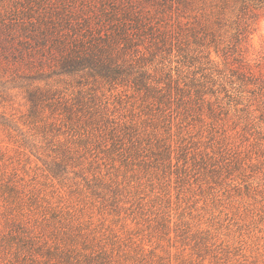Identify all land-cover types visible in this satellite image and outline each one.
<instances>
[{"label":"trees","instance_id":"obj_1","mask_svg":"<svg viewBox=\"0 0 264 264\" xmlns=\"http://www.w3.org/2000/svg\"><path fill=\"white\" fill-rule=\"evenodd\" d=\"M161 2L0 0V74L7 76L0 79V88L22 93L27 106L23 124L33 133L20 134V145L45 154L46 176L58 180L69 167L79 165L77 150L67 145L68 140L58 139L64 133L91 139L105 147L106 157L118 153L123 163L144 152L123 146L139 136V128L115 117L106 92L128 93L149 115L153 107L163 113L173 104L181 106L184 115L194 113L201 122L207 120L210 139L219 131L226 134L229 119L232 129L241 127L243 138L250 134L264 141V113L256 115L255 109L264 96V73L254 72L242 57L235 59L236 48L223 47V69L210 49L202 50L196 53L202 60L200 75H183L180 69L197 56L179 38L180 28L164 18L167 1ZM263 4L264 0H216L213 24L223 25L230 13L240 38L264 15ZM195 40L205 46L202 39ZM213 48L220 58L219 49ZM174 51L180 65L176 76L163 63ZM232 111L241 116L229 117ZM0 125L16 126L1 113ZM83 140L78 143L85 145ZM161 142L156 157L166 160L169 146ZM38 199L34 191L23 190L15 175L0 172V264H118L113 252L76 233L60 211L43 207ZM24 211H36L38 217L31 220Z\"/></svg>","mask_w":264,"mask_h":264},{"label":"rangeland","instance_id":"obj_2","mask_svg":"<svg viewBox=\"0 0 264 264\" xmlns=\"http://www.w3.org/2000/svg\"><path fill=\"white\" fill-rule=\"evenodd\" d=\"M164 2V18L180 28L179 38L195 55L210 49L223 69L221 51L233 47L235 59L242 57L254 72L264 73V15L238 38L230 13L223 25L213 24L216 0ZM196 56L180 69L183 75H200L202 60ZM176 58L174 51L163 62L174 76L180 68ZM1 94L7 95L0 97V113L16 126L0 125V172L15 175L26 193L34 191L43 207L60 211L76 233L113 252L118 264H264V141L250 134L243 138L241 127L232 129L229 119L226 134L219 131L210 139L207 120L201 122L194 113L184 115L181 106L173 104L163 113L153 107L152 116L128 93L106 92L115 117L139 128V136L123 146L144 152L123 163L118 153L106 157L105 147L91 139L64 133L58 139L68 140L67 145L77 150L79 165L57 180L45 175V154L20 145L23 135L33 133L23 124L27 106L22 93L0 88ZM255 106L256 115L263 116L264 96ZM238 116L229 113L231 118ZM80 139L85 145L78 143ZM161 141L169 146L166 160L156 157ZM24 212L31 220L38 217L36 211Z\"/></svg>","mask_w":264,"mask_h":264}]
</instances>
